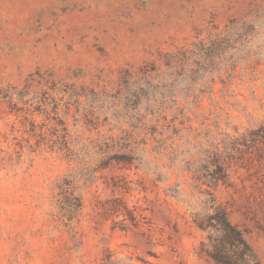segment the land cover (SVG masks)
Instances as JSON below:
<instances>
[{"label": "rangeland", "instance_id": "obj_1", "mask_svg": "<svg viewBox=\"0 0 264 264\" xmlns=\"http://www.w3.org/2000/svg\"><path fill=\"white\" fill-rule=\"evenodd\" d=\"M218 252L264 264V0H0V264Z\"/></svg>", "mask_w": 264, "mask_h": 264}, {"label": "trees", "instance_id": "obj_2", "mask_svg": "<svg viewBox=\"0 0 264 264\" xmlns=\"http://www.w3.org/2000/svg\"><path fill=\"white\" fill-rule=\"evenodd\" d=\"M222 220L221 223L223 225V228H225L226 230H228L229 233H237L235 228L225 219L223 218V216H221ZM239 243H243L242 240H238ZM246 248L242 247L240 249L241 256L240 257H244V255L246 254ZM214 258L217 259L218 261L224 263V264H236V260L232 257L231 253L228 252H222V253H217V254H213ZM254 264H259L257 261L254 262Z\"/></svg>", "mask_w": 264, "mask_h": 264}]
</instances>
